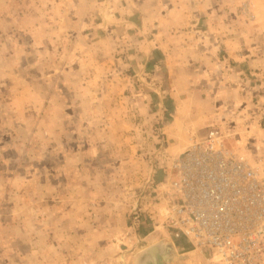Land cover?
I'll list each match as a JSON object with an SVG mask.
<instances>
[{
  "label": "rangeland",
  "instance_id": "rangeland-1",
  "mask_svg": "<svg viewBox=\"0 0 264 264\" xmlns=\"http://www.w3.org/2000/svg\"><path fill=\"white\" fill-rule=\"evenodd\" d=\"M127 1L0 0V264H133L161 240L179 245L175 264H226L175 240L163 214L175 134L216 128L229 149L264 162V0H148L195 12L191 30L224 45L198 73L204 98L175 100L181 121L200 119L182 128L167 81L149 83L158 103L145 98V32L140 19L136 30L117 25L144 0ZM123 79L118 99L106 96ZM116 142L129 150L110 157Z\"/></svg>",
  "mask_w": 264,
  "mask_h": 264
},
{
  "label": "built area",
  "instance_id": "built-area-1",
  "mask_svg": "<svg viewBox=\"0 0 264 264\" xmlns=\"http://www.w3.org/2000/svg\"><path fill=\"white\" fill-rule=\"evenodd\" d=\"M171 169L173 202L163 216L175 239L226 264H264V162L229 149L212 128L193 135Z\"/></svg>",
  "mask_w": 264,
  "mask_h": 264
},
{
  "label": "crops",
  "instance_id": "crops-1",
  "mask_svg": "<svg viewBox=\"0 0 264 264\" xmlns=\"http://www.w3.org/2000/svg\"><path fill=\"white\" fill-rule=\"evenodd\" d=\"M130 1L131 0L127 2L130 3ZM141 4L142 9L139 14L133 15V18H129L128 16L125 18H117V25L122 24L123 27L125 26V30H136V28L139 26V30H144L145 32V48L144 45L142 48L145 50L146 74L145 78H141L142 80H145V98L150 99V102L152 99V103H158L156 100L161 98L158 94L152 92L154 87L152 88L151 84L149 83H152L153 79H156V81H162L160 79H163L164 81L168 82L169 88L171 89L169 95L170 99H172V108H174V111H177V113H174L171 119L173 120L172 122L175 124L177 121V125L181 128L184 126V124L188 123L190 126H195V123L200 124V119H195L196 121L193 122L191 121V117L188 116L187 119L181 121L179 111L183 107L180 103H178V101L180 99L196 98L202 100L204 98V89L200 88L197 90L196 83L200 81V77L205 76L204 72L207 68H209L208 64H212L211 62L217 58V51L215 52L214 50H211V47L215 45L220 51L223 48L219 42V37L209 34V30H191L192 23H195V20H193L195 12L190 14L191 12L189 9H185L184 7L182 8L181 6L176 5L174 8L163 6L161 9L153 8V10H149L148 0H144L141 2ZM138 19H140L139 25L137 23ZM133 25L138 26L136 27ZM209 43H212V45ZM134 56L138 57L137 55ZM137 60L138 59L135 58L136 64L143 66ZM240 61L241 64H244V61H247V59L244 60L239 58L237 63H240ZM222 63L224 67H229L227 61H221V67H223ZM200 67L203 69L201 72H198ZM149 68L155 69V74L153 73V76H150L151 73L148 74L147 69ZM198 73H200V77ZM123 81L118 80L116 88H114V82H112L111 84L113 85V90H107L106 96L110 95V97H113L115 100H117L118 97H116V94L118 95L120 93L118 90L121 89L118 85H128L124 79ZM135 87V90H138L136 85ZM112 93L115 94L112 95ZM126 95L128 98H130V94L128 92H126ZM99 96L103 97L102 94ZM120 99H122V97H120ZM175 100L178 101L175 103ZM202 105L203 102L199 101L198 107ZM189 106L190 105H188V107ZM110 108L112 107L110 106ZM198 115L201 116L202 113L199 111ZM172 122L170 123L169 127L171 126ZM180 131H183V129H180ZM175 135L177 137L175 141L181 143V148L179 147V151H182L176 152L177 154L174 156V158L183 154V152H185L190 146L189 138H184V134L179 137L178 134ZM130 146L132 147L133 144H130ZM109 147L113 149L110 150V157H114L113 152H115L119 147H124L121 152H128L129 150V144H127V142H116L109 144ZM175 240H178L179 243L189 242L184 239ZM171 242L175 244L179 253V245L174 241Z\"/></svg>",
  "mask_w": 264,
  "mask_h": 264
},
{
  "label": "water",
  "instance_id": "water-1",
  "mask_svg": "<svg viewBox=\"0 0 264 264\" xmlns=\"http://www.w3.org/2000/svg\"><path fill=\"white\" fill-rule=\"evenodd\" d=\"M180 255L173 242L161 240L143 250L133 264H175Z\"/></svg>",
  "mask_w": 264,
  "mask_h": 264
},
{
  "label": "trees",
  "instance_id": "trees-1",
  "mask_svg": "<svg viewBox=\"0 0 264 264\" xmlns=\"http://www.w3.org/2000/svg\"><path fill=\"white\" fill-rule=\"evenodd\" d=\"M219 42H220V44L222 45V47H224V45H223V42H222V40L219 38ZM224 51H226V49L224 48ZM129 71H131V70H129Z\"/></svg>",
  "mask_w": 264,
  "mask_h": 264
}]
</instances>
